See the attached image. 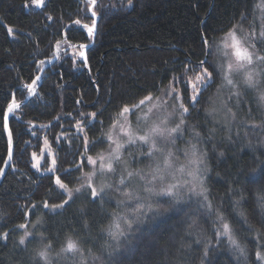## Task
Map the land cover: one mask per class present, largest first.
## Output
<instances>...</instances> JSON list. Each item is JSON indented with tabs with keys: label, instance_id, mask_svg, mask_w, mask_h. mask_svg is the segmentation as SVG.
<instances>
[{
	"label": "trees",
	"instance_id": "trees-1",
	"mask_svg": "<svg viewBox=\"0 0 264 264\" xmlns=\"http://www.w3.org/2000/svg\"><path fill=\"white\" fill-rule=\"evenodd\" d=\"M28 1L0 0V111H5L13 95L17 102L27 96L23 86L38 74L42 66L39 62L48 61L58 41L61 47L58 58L43 72L39 98H30L23 103L24 107L10 115L9 127L13 130L15 147L13 160L0 184V233L9 234L6 240L0 239V264H32L29 259L32 249L42 246L41 233L45 242L52 243L53 264H72L71 260L57 256L68 234L79 235L85 241V248H92L93 254L100 257L96 261L90 258L89 264H116L117 261L119 264H174L177 257L184 264H200V246L193 244L191 250L177 251L182 240L196 238L185 235L184 221L191 209L145 218L135 232L139 239L122 238L119 252L109 259L101 245L112 241L100 229L107 228L112 217L100 209L99 203H90L87 192L77 194L74 203L55 211L44 208L43 201L51 205L67 198L57 195L60 190L54 184L56 175L65 183L70 181L71 188L80 186L77 177L91 170L86 157H95L107 148L106 141L95 148L90 144L85 151L84 141L95 140L106 132L112 122L110 117L115 119L120 105L149 92L157 94L171 77L183 71V65L203 59L206 49L202 47V37L214 41L239 22L242 14L246 17L245 25H254L257 0H132L131 5L129 0H97L92 8L97 13L94 41L86 48L88 70L79 56L81 48L71 47L91 41L92 37L83 28L84 24L91 25L88 0H46V7L39 9L24 7ZM77 19L81 21L80 26L74 23ZM208 59H215V48ZM218 82L219 78L204 93L187 122L196 125L204 140L201 146L207 152L210 172L206 184L210 197L236 229V238L245 251L241 255L225 239L211 253V264H260L256 252L264 251V238L258 239L256 232L250 231L238 215L244 211L253 228L264 231L255 202L257 188L264 187V176H260L264 147L252 145L240 135L245 122H260L255 103H250L256 93L248 92L243 110L234 108L237 118L230 131L215 130L204 109L208 107L206 98ZM175 86L184 88L179 82ZM98 110L103 114H98L93 121L87 114ZM58 115L60 119H54ZM78 122L83 126L82 131ZM33 131L35 136L31 135ZM45 138L57 159L56 173L41 174L31 166V154L41 151ZM7 147L0 118V161L6 158ZM81 160H85V167L77 171L75 165ZM44 164L47 165L45 161ZM63 169H71L72 175L66 177ZM117 177L112 176L108 182L115 183ZM95 180L98 185L100 178ZM229 189L236 191L232 193ZM241 194L244 200L236 206L234 201ZM118 198V193H114L105 203L108 213L116 210L123 215L127 211L124 206L117 209ZM33 204L37 205L35 209ZM85 223L88 228L84 227ZM19 224H27V230L35 234L27 238L26 246L19 245L25 231L17 227ZM205 227L207 235H211L210 227Z\"/></svg>",
	"mask_w": 264,
	"mask_h": 264
},
{
	"label": "snow or ice",
	"instance_id": "snow-or-ice-1",
	"mask_svg": "<svg viewBox=\"0 0 264 264\" xmlns=\"http://www.w3.org/2000/svg\"><path fill=\"white\" fill-rule=\"evenodd\" d=\"M91 11V25L84 24L83 28L87 30L88 37L91 38L95 34L97 27V13L91 9L96 6L97 0H88ZM132 0H129L131 5ZM24 7L44 8L46 7V0H29ZM262 13H264V0L258 5ZM49 20L51 16L47 17ZM246 17L242 14L241 20L228 27L221 36L214 41H209L207 37H202V47L204 51V58L198 60L195 64L188 62L183 65V71L179 75L171 77L168 84L158 89L159 94L149 92L141 98L133 101L123 103L116 112V119H112L107 132H102L101 136L95 140H85V151L89 150V145L93 148L97 144H104L106 141L110 142L107 154L105 151H100L95 157L89 155L86 157V163L91 165V170L82 172L81 177H77L81 181L80 186L76 188L69 187V183H65L59 175L55 176L54 184L60 191L57 195L66 199H62L61 203L49 204L47 200L43 201V207L49 208L52 211L56 209H63L74 203L77 194L87 192L90 197L89 202L96 204L102 211L112 217L111 223L107 228L102 227L101 232H107L112 243L105 242L101 247L107 251L109 259L114 258V254L119 252L121 247V239L127 241L129 239H139L135 236L137 227L144 223L145 218H155L168 215L178 211L191 212L187 215L184 224L187 226L185 235L189 238L195 236L194 240H182L178 252L184 250H191L192 245L200 246L201 256L200 264H211V253L215 251V246L220 245L223 240H227L237 251L244 255V248L241 247L236 238V229L227 217L223 214L221 209L214 205L213 198L210 197V190L207 187V174L210 169L206 165V151H200L195 144L190 145L189 148L176 149L174 152L171 149L166 150V145L176 144V139L181 137L189 127L187 117L191 114V110L201 102L204 93L210 87L216 84L217 78L220 80V85L215 94L209 95L207 99L208 107L204 109L206 114H215L223 112L224 126L230 130V125L236 120L237 111L243 110L244 98L248 92L254 91L256 95L250 103H255L256 110L259 111L261 119L259 123L255 120L245 122L249 123L253 129H264V89L259 85L264 82V15L261 16L262 23L257 30L254 26L249 25L247 29L244 28V20ZM75 25L80 26L81 21L77 19ZM12 32V29H8ZM260 45V48L257 45ZM87 46L80 44L79 48L83 49ZM56 48H60V42L56 44ZM215 48V59L209 61L208 56L211 50ZM79 56L86 57L83 51L79 52ZM40 65L44 64L41 60ZM39 68V66H38ZM239 76L237 80L235 77ZM42 79L40 75L31 79L30 83L23 87L27 89V96L38 97V82ZM183 83L184 88H177L176 83ZM225 87L229 88V95L227 98L221 99L222 91ZM187 98V103L185 102ZM217 100H219L220 107H217ZM80 103V101H77ZM25 105L17 103L15 96L7 106L6 111H0V118L3 120L4 130L7 131V159L0 161L3 167H0V176L5 173V167L9 166V162L14 157V139L13 130L9 127V114L15 112ZM253 109H248L251 114ZM102 115V110L98 112H91L89 115L93 121L97 116ZM81 115H85L81 113ZM130 117H135V127ZM178 117V122H177ZM59 120L60 116L54 117ZM29 124L32 122L29 121ZM103 121L100 124L103 125ZM33 127H35L33 125ZM41 127H48V125H41ZM193 129L196 125H191ZM79 130H83V126L78 122ZM120 129V135L124 137V142L120 143L113 139L115 130ZM31 135L35 136L33 131ZM195 135L198 137L199 132ZM230 140L231 137L229 136ZM25 143H30L26 141ZM44 144L48 145V140L45 138ZM115 147H111V145ZM138 148L140 157H146L156 160L155 167L149 165V170L146 172L143 169L129 170L130 160L123 159L124 151L131 148ZM146 149V150H145ZM183 154L186 163L176 164L175 161L179 159L177 153ZM160 154V158H156V154ZM70 154V153H69ZM129 157L133 156L131 151L128 152ZM264 155V153H262ZM34 163L32 167L41 168V157L33 152L31 154ZM47 163V157H43ZM85 167V160H81L79 164L75 165L77 171ZM47 172L56 173L57 159L52 156L51 166L44 169ZM66 177L72 175L71 169H63ZM117 176L118 180L108 182L109 176ZM260 176H264V160L260 161ZM99 177L100 183L97 185L95 179ZM138 178L143 182L137 184L135 189L129 190V186L134 180ZM260 177H256L259 179ZM51 181V177H49ZM51 191V189H50ZM230 192L235 193V189H229ZM118 193L119 198L116 199L117 209L124 206L127 211L121 215L120 212L113 210L108 213V209L104 207L105 203L112 198V194ZM244 200L243 194L240 199L234 201L236 206H239ZM256 208L259 210L260 227L264 228V187L256 190ZM183 206V208L181 207ZM37 205L33 204L35 209ZM203 210V211H201ZM83 209L80 210L83 215ZM151 214V217L150 215ZM238 215L241 217L243 224L247 225L250 231H255L257 238H264V231L259 228H253V225L248 220L244 211H240ZM210 222V223H209ZM39 224L40 221H37ZM208 225L211 229V235H207ZM18 228L24 229V234L19 239V245L26 246L28 237L35 234L27 230V224H19ZM35 227V225H34ZM88 228V224H84ZM8 233H0V239L6 240ZM41 244L40 248L32 249L30 260L32 264H53L51 251L52 243L45 242L46 238L40 234ZM111 249L110 251H108ZM57 256H62L66 260H71L72 264H89V259L96 261L100 259L93 254L92 248H85V241L79 235L68 234L65 236L60 251ZM256 260L260 264H264V251L256 252ZM116 264H119L117 261ZM174 264H184V261L177 257Z\"/></svg>",
	"mask_w": 264,
	"mask_h": 264
},
{
	"label": "rangeland",
	"instance_id": "rangeland-1",
	"mask_svg": "<svg viewBox=\"0 0 264 264\" xmlns=\"http://www.w3.org/2000/svg\"><path fill=\"white\" fill-rule=\"evenodd\" d=\"M261 2H262V0H257V2H256L254 25L252 24L257 30H259V26L262 23L261 16L264 15V13H262L261 9L258 7V5L261 4ZM29 8H35V7H29ZM36 9H39V8H36ZM248 27H249V25H245L244 24V28L245 29H247ZM60 47H61V42H60ZM55 53L56 54L60 53V48L57 49L56 45H55ZM235 78L237 80L240 79L239 76H237ZM218 83L219 84L217 85V88L220 85V82H218ZM261 86H263L262 89H264V82H263V85H262V83L259 85L260 88H261ZM217 88L214 90V92L212 94L216 93ZM157 94H159V92ZM228 95H229V88L225 87L223 89V91H222L221 99L227 98ZM207 106H209V105L207 104ZM216 106L220 107L219 100H217V105ZM208 116H209L211 122L213 123V126H214L215 130H221L222 129V130H225L226 132L231 130V129L229 130L228 128H225V126H224L223 112L215 113V114H208ZM116 118H117V116L115 117V119ZM130 119L133 121V126L135 127V117H130ZM177 122H178V117H177ZM234 122L235 121H233L232 123L234 124ZM232 123L229 126L230 128L233 126ZM241 129H242V134H240V135H243L244 139H246L247 141L251 142L252 145H256V146H259V147H262V146L264 147V129H259V128L253 129V128L250 127L249 123L243 124V127H241ZM107 131H108V129L106 130V132ZM196 132H198V131H196V129H193L191 127V125H189V127L183 133V135L176 139V144L174 146L171 145V144L166 145V150L167 149H171V150H173L175 152L176 149H185V148H189L190 149V145L191 144H195L197 146L198 150L204 151L203 145L201 146V144H203L204 140L201 139L202 138L201 134L197 137L195 135ZM113 139L117 140L120 143L124 142L125 138L120 135V129L119 128H117L115 130V132L113 133ZM109 145H110V142H107V148L105 150V154H107V150L109 149ZM111 147L114 148L115 145L113 144V145H111ZM129 151H131L133 153L132 157H129V154H128ZM140 151H141L140 149L133 147V148H131L129 150L124 151L123 154H122V158L130 160V168H129V170H135V169L139 168V169H143L144 171L147 172L149 170V165H151L152 167H155L156 160L149 159V158H146V157H140L139 156V152ZM177 155L179 156V159L175 161V163L177 165L187 162L185 160V158H184L182 153L178 152ZM52 156H53V153H52L51 149L49 148V146L48 145L46 146L45 144H43V147H42L41 151L39 153H37V157H41V161H40L41 168H40L39 171H37V169H35L33 167L32 168L34 170H36L37 172L41 173V174L42 173H47V171H45L44 169L46 167L51 166ZM43 157H47V165L44 164L45 159H43ZM156 158L157 159L160 158V154L159 153L156 154ZM205 162H206V165H207V161H205ZM33 163H34V161L31 160V166H32ZM207 167H208V165H207ZM111 177L112 176L110 175L107 179L110 180ZM118 178L119 177H117V180H118ZM95 183H96V180H95ZM140 183H143V182L139 181L138 178H136V180H134L133 183L129 186V190L135 189L137 187V184H140Z\"/></svg>",
	"mask_w": 264,
	"mask_h": 264
},
{
	"label": "water",
	"instance_id": "water-1",
	"mask_svg": "<svg viewBox=\"0 0 264 264\" xmlns=\"http://www.w3.org/2000/svg\"><path fill=\"white\" fill-rule=\"evenodd\" d=\"M89 9H90V7H89ZM91 10H92V9H91ZM96 19H97V16H96ZM94 35H95V34H94ZM93 41H94V36L91 38V41H90L88 44H84V45H86V46L88 47V46H90V45L93 44ZM79 45H80V44H76V45H72L71 47H72V48H79ZM87 47H86V48H87ZM86 48L81 49V51L84 52L85 57H86ZM62 52H63V50H62ZM57 58H58V54H56L55 51H54L53 54H52V56L48 59V61H45L44 64L41 66V68H40V70H39V72H38L37 75H40V76L42 77L43 72L45 71V69L49 68V67L52 65V63H53ZM81 59H82V61L84 62V66H85L86 69L88 70V68H87V66H86L87 59H86V61H85V59L82 58V57H81ZM37 75H36V76H37ZM41 80H42V79H41ZM41 80L38 82V85L40 84ZM30 98H32V97H29V98H27V99L24 98L22 101H19V102H17V103H22V104H23V103L27 102ZM7 106H8V105H7ZM7 106H6L5 111L7 110ZM10 115H11V114H9V116H10ZM5 133H6V136H7V131H5ZM5 159H7V155H6V158H5ZM10 162H11V161H10ZM10 162H9V165H10ZM2 167H3V165H2ZM8 168H9V166H8V167H5V173H4V175H3V176H0V184H1V182H2V180H3V178H4V176H5L6 171H7Z\"/></svg>",
	"mask_w": 264,
	"mask_h": 264
}]
</instances>
